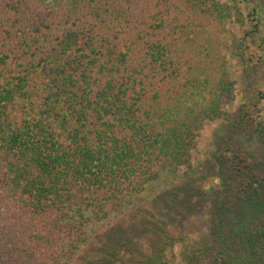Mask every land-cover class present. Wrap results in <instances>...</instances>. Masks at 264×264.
<instances>
[{"label": "trees", "instance_id": "16d2710c", "mask_svg": "<svg viewBox=\"0 0 264 264\" xmlns=\"http://www.w3.org/2000/svg\"><path fill=\"white\" fill-rule=\"evenodd\" d=\"M263 11L264 0H0V264L132 253L131 237L97 246L92 229L146 186L177 182L205 121L223 129L206 161L218 179L206 230L151 217L138 227L160 231L155 251L123 264H264ZM228 55L244 82L230 112ZM184 175L156 199L177 217L208 198L195 205Z\"/></svg>", "mask_w": 264, "mask_h": 264}, {"label": "rangeland", "instance_id": "374dc122", "mask_svg": "<svg viewBox=\"0 0 264 264\" xmlns=\"http://www.w3.org/2000/svg\"><path fill=\"white\" fill-rule=\"evenodd\" d=\"M222 2H228L229 0H220ZM264 18V11L262 13ZM229 27L234 31L236 36L241 32V27L236 20H231ZM228 68L231 74V78L235 83V98L232 104H226L225 109L230 112L232 108L238 107L240 103V94L241 87L244 85L242 77V63L241 60L233 55H228ZM257 88H264V72H261L259 82L255 84ZM223 129L220 127V123L216 121H205L202 129L200 130L198 136V144L191 151V168L183 172L181 168L176 172L175 178L177 182H172L168 176L166 178H161L158 181L154 182L150 187H145L140 194L136 195L133 198L132 203L126 208L121 209L117 213H113L109 220H106L105 223H99L94 226L91 233V240L94 245L100 246L103 242H106L108 238L112 236H118L120 233L123 237H131L133 241V251L132 253H151L155 251L156 244L160 240V235L157 230L142 232L138 227V224H148L151 217L157 216L156 220L161 218L160 215L166 219H169L171 224L168 225V229H186L193 230L196 234L206 230L207 221H208V211L211 207V198L213 192L217 189L218 179L212 172L211 163H206L209 158V154L214 146V143L220 136H222ZM187 174L188 179H194L197 189L200 192L193 195V202L197 205L198 200L201 196V193H205L208 196L205 204L201 202L198 203V209L192 210L187 209L185 213L179 217L178 207L173 204V201L169 197H165L162 201L156 202V199L160 195H164L167 192L173 190L178 183H181L179 180L181 177H185L184 174ZM169 174V173H166ZM179 186V185H178ZM178 190V189H177ZM187 192V191H186ZM185 191H180L179 199L181 201L188 200V195ZM188 224L192 227H188ZM159 229H162L161 225H157ZM166 229V228H164ZM131 251L125 252L126 255H120L118 258L114 259L111 264H123L131 258ZM85 255L78 253L75 258L70 261L69 264H81L84 260Z\"/></svg>", "mask_w": 264, "mask_h": 264}]
</instances>
